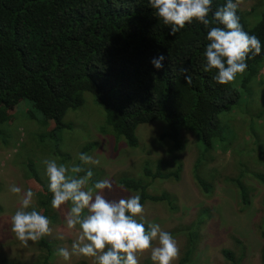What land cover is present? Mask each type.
Listing matches in <instances>:
<instances>
[{
    "label": "trees",
    "instance_id": "1",
    "mask_svg": "<svg viewBox=\"0 0 264 264\" xmlns=\"http://www.w3.org/2000/svg\"><path fill=\"white\" fill-rule=\"evenodd\" d=\"M225 3L213 0L208 18L212 20V13ZM237 15L244 31L259 38L262 51L246 60L245 74L237 75L235 87L232 82L217 83L213 79L216 70H203L209 43L204 25L193 20L170 35L169 26L159 20L147 0H0V124L9 121V112L20 102L29 101L41 114V123L54 124L47 136L56 137L70 127L63 121L65 115L80 108L88 92L102 107L104 123L115 141L124 140L129 148L139 146L136 131L140 125L163 121L160 139L169 140L174 149L183 147L181 127L202 142V153L217 144L226 149L223 141L230 142L235 134L229 126L223 133L220 115L241 105L242 92L250 90L264 62V11L253 26L239 8ZM211 26L221 25L213 20ZM161 54L165 56L163 68L157 69L152 60ZM181 68L189 70L191 84L186 83ZM92 146L85 145L81 153ZM199 163L200 159L195 166ZM162 169L159 162L155 169L146 163L140 177L123 175L117 182L123 190L139 194L143 206L163 203L171 209L170 194L152 195L149 187L156 179H178L181 164L174 170ZM255 176L264 181L262 174ZM195 178L199 187L210 191L209 183ZM237 187L246 205L247 190L240 179ZM41 188L44 193L32 207L55 223L52 193L47 186ZM261 235L264 240V231ZM34 244L40 253L33 261L7 264H52L53 240L44 237ZM194 245L195 234L189 231L178 264L190 262ZM242 252L234 256L232 250L222 249L228 264H240Z\"/></svg>",
    "mask_w": 264,
    "mask_h": 264
},
{
    "label": "rangeland",
    "instance_id": "2",
    "mask_svg": "<svg viewBox=\"0 0 264 264\" xmlns=\"http://www.w3.org/2000/svg\"><path fill=\"white\" fill-rule=\"evenodd\" d=\"M239 9L248 25L253 26L264 11V0H244ZM258 67L250 90L241 94V105L234 112L220 115L223 133L226 134L229 126L235 136L230 142L223 141L226 149L217 144L206 153H202V142L191 132L182 130L183 127L180 128L181 150L174 149L169 140L160 139L163 121L137 128V148H129L124 140L115 141L104 123L102 107L88 92L84 93V104L65 115L63 121L70 127L61 129L52 138L47 134L54 124L41 123V114L29 101H22L8 111L9 121L0 124V264L33 261L40 253L33 242L24 246L16 239L11 231V216L20 207L23 192L29 188L34 191L32 206H36L37 196L44 193L42 185L48 187L43 161L55 159L58 164H79L82 148L90 143L93 146L86 153L101 163L86 167L93 171L94 182L112 181L113 189L103 193L109 200L133 195L121 188L119 177H140L146 163L155 169L159 162L161 169L167 171L176 169L180 162L178 179H156L149 187L152 195L170 194L173 208L152 202L143 206L144 220L159 224L177 241L180 255L173 264H178L185 252L189 231L195 234V248L187 264H228L222 254L224 248L232 250L234 256L243 249L240 264H262L264 181L255 174L264 176V62ZM232 83L236 87V79ZM198 159L200 163L196 167ZM195 177L209 183L210 191L199 187ZM237 179L246 187L249 200L246 205L241 202ZM93 181L90 180L89 187ZM12 185L20 187L21 194L11 193ZM69 207L53 209L58 219L50 225L52 235L47 236L55 244L52 264H94L92 258L73 256L64 261L58 255L60 248H71L77 235V230L69 233L64 226V211ZM60 234L64 239L59 238ZM148 262L153 264L150 253H145L139 264Z\"/></svg>",
    "mask_w": 264,
    "mask_h": 264
},
{
    "label": "clouds",
    "instance_id": "3",
    "mask_svg": "<svg viewBox=\"0 0 264 264\" xmlns=\"http://www.w3.org/2000/svg\"><path fill=\"white\" fill-rule=\"evenodd\" d=\"M212 2L147 0L159 20L169 26L170 35L174 36L193 20L204 25L209 43L204 51L203 70H216L213 79L219 84H229L246 71V60L250 56L261 54L262 45L259 38L244 31L240 23L237 10L244 0H226L212 13L210 20ZM213 20L221 26H211ZM164 59L161 54L152 63L160 69ZM180 72L186 83L191 84L189 70L181 68ZM79 161L71 166L58 164L55 159L43 161L48 191L52 193L51 207L60 211L62 205H70L64 211V226L69 233L77 230L71 248H60L58 255L64 261L76 256L92 258L94 264H139L140 257L150 253L153 264H173L180 255L178 243L159 224L144 220L141 196L133 194L119 200L107 199L103 193L113 189L112 181L101 179L88 186L93 172L86 166L100 165V160L80 153ZM9 191L21 194L22 189L12 185ZM34 195L31 188L23 192L20 207L11 216V231L24 246H28L29 241L39 242L53 232L51 220L32 207ZM59 238L64 239V235L60 234Z\"/></svg>",
    "mask_w": 264,
    "mask_h": 264
}]
</instances>
